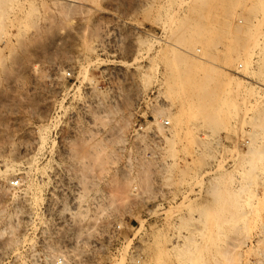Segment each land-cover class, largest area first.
I'll use <instances>...</instances> for the list:
<instances>
[{
  "label": "rangeland",
  "instance_id": "374dc122",
  "mask_svg": "<svg viewBox=\"0 0 264 264\" xmlns=\"http://www.w3.org/2000/svg\"><path fill=\"white\" fill-rule=\"evenodd\" d=\"M241 1L0 0V264H264L263 12ZM166 39L226 90L169 87ZM228 93L217 126L188 103Z\"/></svg>",
  "mask_w": 264,
  "mask_h": 264
},
{
  "label": "bare ground",
  "instance_id": "6f19581e",
  "mask_svg": "<svg viewBox=\"0 0 264 264\" xmlns=\"http://www.w3.org/2000/svg\"><path fill=\"white\" fill-rule=\"evenodd\" d=\"M241 0H239V2H240ZM242 2V1H241ZM240 2V3H241ZM253 3L251 4L252 5V8H253V10L254 9H256V10H261L262 12H263V17H262V25L264 24V0H253L252 1ZM243 4V3H242ZM174 29V28H173ZM187 31V29L184 27L183 28V25L181 24V23H178V25L177 26H175V29H174V31L175 32H173V35H174V33H175V39L174 40H176V41H181V38L183 39V37H185L186 38V36H185V32ZM184 34V35H183ZM259 34L260 33H254V35H251L252 37L250 38V39H248V40H245V39H243V38H240V39H238V38H236L237 39V42H239L238 43V45L237 46H240V47H244V48H248V47H253L254 45H256V43H258V42H260L259 40H258V38H259ZM170 35H171V33H170ZM172 35V36H173ZM188 35V34H187ZM190 35V34H189ZM191 36V35H190ZM263 37H264V35H263ZM167 40V39H166ZM164 41H165V39H164ZM165 43V42H164ZM262 43H263V45H264V38H263V41H262ZM166 44V43H165ZM167 45H168V47L167 48H169V50H168V52H171V55H170V57H169V60H167V61H169V63H170V65H172V67H174V68H172V70L171 71H173L172 73L174 74V77H173V79L171 80L170 79V85H169V87L170 86H175V87H178V89L180 88H184L185 86H188V87H191L190 89L193 91V88L194 89H196V87L197 88H201V86H208L209 84H213V81L214 80H216V79H218L219 78V81H220V84L222 85V90L224 91V90H226V85H227V83L228 82H226V80H224L223 79V75H222V73H224L223 71V68H225V69H227V67L223 64V63H219V62H221V61H219V62H216L215 61V59L214 60H209L208 62H209V64L207 65V66H205V67H203V65H201V64H204V63H201L200 65L202 66H198V63H200V62H194L193 61V59H192V62H194V64L191 62V61H189L186 57H188V56H186V48H184L183 46H181L180 45V43H178V42H174V41H170V40H167ZM258 46H260L259 45V43H258ZM166 47V46H165ZM262 47V46H261ZM243 49V48H242ZM263 49H264V47L263 48H261V50L263 51ZM165 50H166V48H165ZM185 51V52H184ZM190 51V50H189ZM198 51H199V49H198ZM261 51V52H262ZM167 53V52H166ZM185 53V54H184ZM252 53V52H251ZM168 54L169 53H167V55H166V57L168 56ZM247 54V53H246ZM164 55V56H165ZM249 55H246L245 57H243V59H242V64L240 65V67L241 66H243V64H245V66H246V64H248V61L250 60L249 59V57H248ZM262 57H263V55H261ZM168 58V57H167ZM206 59V58H205ZM208 60V59H207ZM207 63V62H206ZM205 65V64H204ZM264 65V64H263ZM200 69V70H199ZM170 71V72H171ZM241 74V71H239V69L238 70H236V74ZM172 74V75H173ZM198 74H200V78L198 79V80H196L197 78V75ZM244 74V73H243ZM171 75V74H170ZM250 78V77H249ZM202 81V82H201ZM209 83V84H208ZM165 85V84H164ZM165 87V86H164ZM199 88V89H200ZM169 89V88H168ZM175 89V88H174ZM188 89V88H187ZM164 90V89H163ZM170 90H171V88H170ZM183 90V89H182ZM189 90V89H188ZM181 91V90H180ZM195 91H197V89L195 90ZM196 93V92H195ZM161 94V93H160ZM190 94V93H189ZM231 93H228V95L227 96H225V97H223V98H221V99H217V100H215V101H213V102H210V101H207L206 102V100L204 99V102L202 101L203 99L200 97V95H199V97L202 99H200L202 102H198V103H196L197 101H195V103L192 101H190V100H192V99H194V98H191L189 101H188V103L190 104V105H192L193 107H195V108H197L198 109V112L200 113V114H202L204 117H207V120H208V122L210 123V124H214V125H219V124H223L224 122H225V116L226 115H228V113H229V111L231 110V108L233 107V106H231V101H230V99H229V96H231L230 95ZM186 95V94H185ZM168 99V98H167ZM188 99V98H187ZM195 100H199L198 98H196ZM199 100V101H200ZM192 103V104H191ZM174 105V104H173ZM189 108L191 107V106H188ZM189 110V109H188ZM197 112V111H196ZM262 137V136H261ZM260 138V137H259ZM259 140V139H258ZM264 140V139H263ZM257 146H249V148H251V150L249 151V153H251V152H253L254 150V148H256ZM259 147V146H258ZM257 147V148H258ZM248 148V149H249ZM245 152V151H244ZM239 156H240V153L238 152V151H236L235 152V158L234 159H236L235 161H237V159L239 158ZM233 159V158H232ZM28 160H30V159H28ZM32 160V159H31ZM30 162V161H29ZM30 164V163H29ZM245 164V163H244ZM247 164V166H246V169H250L251 168V166L248 164V163H246ZM40 165V164H39ZM235 165V164H234ZM15 166H16V164H14V163H11V164H6V168H5V173L8 175V177H10L11 178V176L12 175H14L15 174ZM243 166V165H242ZM241 166V167H242ZM37 167V166H36ZM243 168V167H242ZM17 169V168H16ZM36 169V168H35ZM221 170V169H220ZM221 171H223V170H221ZM220 172V171H219ZM26 174V173H25ZM223 175V174H222ZM16 176H17V174H16ZM22 176V175H21ZM26 176V175H25ZM19 177V176H18ZM29 177V176H28ZM222 177V176H221ZM220 177V178H221ZM224 177V176H223ZM31 178V177H30ZM20 179L22 180V177H20ZM26 179V178H25ZM31 180V179H30ZM219 181H222V178H221V180H219ZM224 182V181H223ZM220 183V182H219ZM217 184V183H216ZM222 184V183H221ZM238 184V183H237ZM37 185V184H36ZM223 185V184H222ZM219 187H221V185L219 186ZM226 187V186H225ZM215 188H216V186H215ZM33 189V188H32ZM213 189H214V187H213ZM218 189V190H217ZM225 188H224V186L222 187V189H220V188H216V190H217V198H218V200H219V202H220V200H222V198H223V194H222V192H223V190H224ZM27 190V189H26ZM225 191V190H224ZM226 192V191H225ZM216 193V192H215ZM225 194V193H224ZM41 198V197H40ZM214 198H215V196H214ZM217 198H215V200L217 199ZM75 200V199H74ZM222 202V201H221ZM222 230V229H221ZM220 230V231H221ZM219 231V230H218ZM263 232V231H262ZM202 234H204V233H202ZM217 234H218V232H217ZM192 242V241H191ZM158 243V242H157ZM160 243V242H159ZM193 243V242H192ZM182 245H183V243H182ZM185 245V244H184ZM191 245V244H190ZM188 246V245H187ZM192 246V245H191ZM156 247V246H155ZM158 247V246H157ZM185 247V246H184ZM184 247L182 248V249H184ZM190 247V246H189ZM187 248V247H186ZM193 248V247H192ZM180 249V248H179ZM188 249V248H187ZM162 250V249H161ZM182 251V250H181ZM185 251L186 252H189V251H187L186 249H185ZM183 252V251H182ZM190 252H192V251H190ZM156 253H158V251L156 252ZM162 254H164V253H162ZM158 255V254H157ZM160 255H161V253H160ZM159 256V255H158ZM155 257H156V255H155ZM164 257V256H163ZM159 260V259H158ZM157 263V262H156ZM158 264V263H157ZM160 264V263H159Z\"/></svg>",
  "mask_w": 264,
  "mask_h": 264
},
{
  "label": "built area",
  "instance_id": "2783aa9c",
  "mask_svg": "<svg viewBox=\"0 0 264 264\" xmlns=\"http://www.w3.org/2000/svg\"><path fill=\"white\" fill-rule=\"evenodd\" d=\"M165 124H169V120H165L164 121ZM121 241L123 240H117L115 241V246L113 248V250L115 252H117V249L119 247V245L121 244ZM106 241L104 239H92L89 241V245L87 247V251H89L90 255L89 257H87V259L90 261L92 259V257L94 255H92L93 252H95L96 250H99L102 248V246L106 245L105 243ZM71 248H64L60 253L56 254L55 256H53L52 260H51V264H67L68 260L72 259L71 258ZM92 252V253H91ZM73 256V255H72ZM105 264H116L115 262H107Z\"/></svg>",
  "mask_w": 264,
  "mask_h": 264
}]
</instances>
